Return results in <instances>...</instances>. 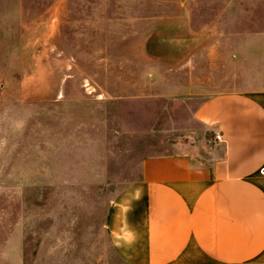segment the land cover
<instances>
[{
  "label": "rangeland",
  "instance_id": "1",
  "mask_svg": "<svg viewBox=\"0 0 264 264\" xmlns=\"http://www.w3.org/2000/svg\"><path fill=\"white\" fill-rule=\"evenodd\" d=\"M224 1L0 0V264L121 261L109 206L144 156L198 139L177 25Z\"/></svg>",
  "mask_w": 264,
  "mask_h": 264
},
{
  "label": "crops",
  "instance_id": "2",
  "mask_svg": "<svg viewBox=\"0 0 264 264\" xmlns=\"http://www.w3.org/2000/svg\"><path fill=\"white\" fill-rule=\"evenodd\" d=\"M194 21L177 25L175 87L198 139L144 156L109 206L115 264H264V0H225L198 34Z\"/></svg>",
  "mask_w": 264,
  "mask_h": 264
},
{
  "label": "built area",
  "instance_id": "3",
  "mask_svg": "<svg viewBox=\"0 0 264 264\" xmlns=\"http://www.w3.org/2000/svg\"><path fill=\"white\" fill-rule=\"evenodd\" d=\"M223 141V138L219 134H215L213 138L209 139L208 142L214 143V142H220ZM261 174H264V167L260 168Z\"/></svg>",
  "mask_w": 264,
  "mask_h": 264
}]
</instances>
